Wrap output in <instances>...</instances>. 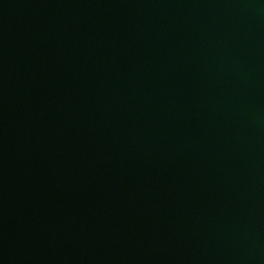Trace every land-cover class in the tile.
Instances as JSON below:
<instances>
[{
  "label": "water",
  "instance_id": "obj_1",
  "mask_svg": "<svg viewBox=\"0 0 264 264\" xmlns=\"http://www.w3.org/2000/svg\"><path fill=\"white\" fill-rule=\"evenodd\" d=\"M0 264H264V0H0Z\"/></svg>",
  "mask_w": 264,
  "mask_h": 264
}]
</instances>
